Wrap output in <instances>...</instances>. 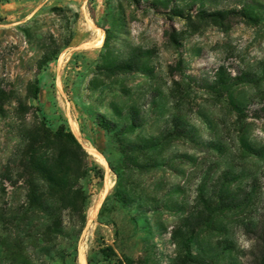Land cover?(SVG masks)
<instances>
[{"label": "rangeland", "instance_id": "obj_1", "mask_svg": "<svg viewBox=\"0 0 264 264\" xmlns=\"http://www.w3.org/2000/svg\"><path fill=\"white\" fill-rule=\"evenodd\" d=\"M263 238L264 0H0V264H258Z\"/></svg>", "mask_w": 264, "mask_h": 264}, {"label": "trees", "instance_id": "obj_2", "mask_svg": "<svg viewBox=\"0 0 264 264\" xmlns=\"http://www.w3.org/2000/svg\"><path fill=\"white\" fill-rule=\"evenodd\" d=\"M199 16L202 19L209 18L210 20H212L215 23L220 24L221 26L226 25L229 22L230 18L234 17V16H239V17L245 19L246 21H251L254 18L249 11L247 12V11H234V10L228 11V12L215 11V12H211V13H200ZM122 68H123L122 66L115 67V69H122ZM96 122H97V125L101 129H103L107 132L113 131L114 125L110 120H108L104 117H97ZM175 127L177 128V125H175ZM56 136H58V135H56ZM67 138L70 141H72L73 143L77 144L75 138L73 137V135L71 133H68ZM147 146L150 149H156L158 147V143L148 144ZM29 166L30 167H28V170H29V175L31 177L44 178V176L42 175V171L38 166L31 165V164ZM120 200L122 203L127 202L122 197L120 198ZM189 243H190V237H187V239L185 240V242L183 244V249L185 251V255L187 258H189L187 260H195V258H193L191 255ZM258 264H264V238H263L262 254H261V257L258 261Z\"/></svg>", "mask_w": 264, "mask_h": 264}, {"label": "bare ground", "instance_id": "obj_3", "mask_svg": "<svg viewBox=\"0 0 264 264\" xmlns=\"http://www.w3.org/2000/svg\"><path fill=\"white\" fill-rule=\"evenodd\" d=\"M97 28V27H96ZM98 33H99V30H98ZM102 34V33H101ZM97 35H99V34H97ZM103 37V36H102ZM94 42V41H93ZM86 43V42H85ZM92 43V42H91ZM101 43H102V40L101 39H99L98 41H97V43L95 44V46L97 45V46H100L101 45ZM103 44V43H102ZM92 45V44H91ZM94 46V47H95ZM93 47V48H94ZM96 48V47H95ZM61 57H59V59H60ZM62 59V58H61ZM60 60H58V62H59ZM60 64V63H59ZM59 83V82H58ZM71 123V128H72V131H73V133H74V135H78V130H77V126H76V123H74L73 121H71L70 122ZM79 137V136H78ZM80 140V139H79ZM85 148H86V150H87V153H89L91 156H93L101 165H103V166H105L106 167V161L104 160V158L102 157V155L101 154H99L94 148H92V147H90V146H85ZM108 174V173H107ZM108 177V176H107ZM110 180V179H109ZM108 188V185H107V182L105 181V190L101 193V194H99L100 196H99V198H98V200L94 203V206H93V208L90 210V212H89V218L90 219H92V218H94L95 217V215H96V213H97V210H98V208H99V206H100V203H101V201H102V199H103V197H104V195H105V192H106V190H108L107 189ZM111 188V187H110ZM84 249H85V247H83ZM83 252H81V254H80V257H79V260H80V263L81 264H85V262H84V258H83V254H82Z\"/></svg>", "mask_w": 264, "mask_h": 264}, {"label": "clouds", "instance_id": "obj_4", "mask_svg": "<svg viewBox=\"0 0 264 264\" xmlns=\"http://www.w3.org/2000/svg\"><path fill=\"white\" fill-rule=\"evenodd\" d=\"M244 246L247 247L248 246L247 243H245Z\"/></svg>", "mask_w": 264, "mask_h": 264}]
</instances>
